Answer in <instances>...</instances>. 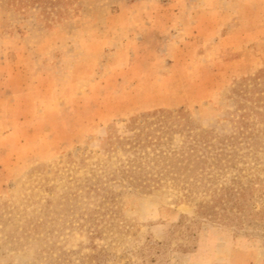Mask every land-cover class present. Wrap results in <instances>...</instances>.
<instances>
[{
  "label": "rangeland",
  "instance_id": "rangeland-1",
  "mask_svg": "<svg viewBox=\"0 0 264 264\" xmlns=\"http://www.w3.org/2000/svg\"><path fill=\"white\" fill-rule=\"evenodd\" d=\"M0 4V264H264V0Z\"/></svg>",
  "mask_w": 264,
  "mask_h": 264
},
{
  "label": "trees",
  "instance_id": "trees-1",
  "mask_svg": "<svg viewBox=\"0 0 264 264\" xmlns=\"http://www.w3.org/2000/svg\"><path fill=\"white\" fill-rule=\"evenodd\" d=\"M62 0H0V4H7L21 9H28L34 6H40L42 13L47 19L56 20L57 16H61L63 12L57 10V6Z\"/></svg>",
  "mask_w": 264,
  "mask_h": 264
}]
</instances>
